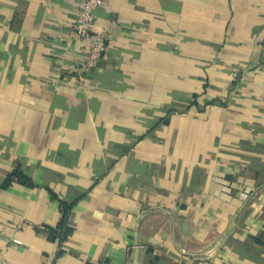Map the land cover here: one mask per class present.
<instances>
[{
    "label": "crops",
    "instance_id": "0c3cea01",
    "mask_svg": "<svg viewBox=\"0 0 264 264\" xmlns=\"http://www.w3.org/2000/svg\"><path fill=\"white\" fill-rule=\"evenodd\" d=\"M82 2L0 0L6 264H264V0H105L80 80Z\"/></svg>",
    "mask_w": 264,
    "mask_h": 264
},
{
    "label": "built area",
    "instance_id": "2783aa9c",
    "mask_svg": "<svg viewBox=\"0 0 264 264\" xmlns=\"http://www.w3.org/2000/svg\"><path fill=\"white\" fill-rule=\"evenodd\" d=\"M104 2L105 0H83L73 25L76 37L80 42L86 43L83 61L77 69L80 80L99 63L107 50V37L95 31V11L100 9ZM0 264H6L3 252H0Z\"/></svg>",
    "mask_w": 264,
    "mask_h": 264
},
{
    "label": "trees",
    "instance_id": "16d2710c",
    "mask_svg": "<svg viewBox=\"0 0 264 264\" xmlns=\"http://www.w3.org/2000/svg\"><path fill=\"white\" fill-rule=\"evenodd\" d=\"M96 67H97V65H96L94 68H92L91 71H89V72L91 73L92 70H95V69H96ZM86 75H90V74H89V73H85V76H86ZM15 177H17V178L20 179V180H23V178L20 177L19 173H18V172H15V173L12 175V177L9 178V179L7 180V183H8V182H11ZM63 226H64V225L62 224V225L60 226V228H62Z\"/></svg>",
    "mask_w": 264,
    "mask_h": 264
}]
</instances>
